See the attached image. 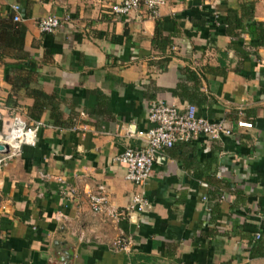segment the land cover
Wrapping results in <instances>:
<instances>
[{"label":"crops","instance_id":"0c3cea01","mask_svg":"<svg viewBox=\"0 0 264 264\" xmlns=\"http://www.w3.org/2000/svg\"><path fill=\"white\" fill-rule=\"evenodd\" d=\"M121 1L0 0L23 40L0 41V138L16 116L41 124L0 175V264H264V0H166L157 19L114 14ZM48 16L62 25L43 34ZM154 101L234 134L162 151L137 186L116 159L145 146ZM141 192L149 208L127 213Z\"/></svg>","mask_w":264,"mask_h":264},{"label":"built area","instance_id":"2783aa9c","mask_svg":"<svg viewBox=\"0 0 264 264\" xmlns=\"http://www.w3.org/2000/svg\"><path fill=\"white\" fill-rule=\"evenodd\" d=\"M166 4V0H122L112 6V12L116 15H130L135 12L140 14L145 11L151 19H157L160 9ZM16 14L14 22H19V6L13 7ZM143 15H140V17ZM62 21L55 16L42 18L38 22V28L43 34H52L60 26ZM149 122L152 127L146 131L139 132L144 142L143 148H129L116 160L127 168V181L144 186L151 177V172L158 155L168 149H172L178 143H187L199 136H207L213 141L221 140L224 137H231L234 130L225 121L210 122L197 114V108L193 105L180 112L175 106L166 105L161 101H154L149 109ZM237 126L242 129H252L250 122L240 121ZM41 124L29 126L22 118L16 116L13 119L10 132L0 138V145L7 146L8 152L0 153V175L5 164L15 159L24 146L35 147L38 143V132ZM90 207L96 214L104 213L107 210L108 196L106 188L99 186L89 196ZM149 208V203L143 192L133 196L131 204L127 207V213H143ZM121 212L110 211L111 217L120 215ZM261 237L260 232L256 238ZM131 244L130 239L119 238L113 242V247L118 251H128Z\"/></svg>","mask_w":264,"mask_h":264},{"label":"trees","instance_id":"16d2710c","mask_svg":"<svg viewBox=\"0 0 264 264\" xmlns=\"http://www.w3.org/2000/svg\"><path fill=\"white\" fill-rule=\"evenodd\" d=\"M243 9H246L250 12V14H249L250 18L253 17V15H254V4H253V2H251V1L246 2V4L243 5ZM231 14H233L232 10H230V15ZM236 21H238L237 27H240L241 23L243 21L241 20V18H236ZM228 22L229 21L227 20V23ZM13 23H14V25L12 24L13 25V29H12V25L10 23H5V22L0 21V41H5V43H7L9 46H12V47H14L13 42L15 41L16 43L15 42L14 43H15L16 47L18 46L19 49H23V40L21 38H18L19 37V32H18V28H17L18 24L15 22H13ZM229 26H230V23H228V27ZM8 30L14 31V34H12L13 37H11L9 35ZM249 33L254 34V36H255V32H254V30H252L251 26L249 27ZM1 52H2V50H1ZM1 59H2V55L0 54V60ZM6 78L9 79V76H7ZM33 95L35 96V94H33Z\"/></svg>","mask_w":264,"mask_h":264},{"label":"water","instance_id":"95a60500","mask_svg":"<svg viewBox=\"0 0 264 264\" xmlns=\"http://www.w3.org/2000/svg\"><path fill=\"white\" fill-rule=\"evenodd\" d=\"M6 150V151H5ZM8 152V147L7 146H2V145H0V153H2V152Z\"/></svg>","mask_w":264,"mask_h":264}]
</instances>
